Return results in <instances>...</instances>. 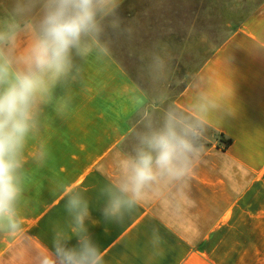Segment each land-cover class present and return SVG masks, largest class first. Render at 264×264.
Instances as JSON below:
<instances>
[{
  "label": "crops",
  "instance_id": "obj_1",
  "mask_svg": "<svg viewBox=\"0 0 264 264\" xmlns=\"http://www.w3.org/2000/svg\"><path fill=\"white\" fill-rule=\"evenodd\" d=\"M47 3L0 0V31L16 25L0 44L13 71L28 69ZM243 3L103 6L91 50L73 51L71 73L35 104L17 170L18 226L0 223V264L55 261L57 247L79 250L83 239L96 248L98 264H264V0H250L244 20L228 21ZM212 12L225 15L221 23H212ZM105 28L154 29L153 57L127 49L124 38L112 40L123 46L114 50ZM168 46L176 51H163ZM195 46H202V62L181 88L173 90L146 64L177 62L178 47L184 59ZM166 124L192 145L183 171L158 174L130 205L105 215L114 197L131 198L120 192L122 161L135 157L141 135ZM222 136L232 141L228 148ZM73 197L81 200L79 211L86 208L82 225L69 209Z\"/></svg>",
  "mask_w": 264,
  "mask_h": 264
},
{
  "label": "clouds",
  "instance_id": "obj_2",
  "mask_svg": "<svg viewBox=\"0 0 264 264\" xmlns=\"http://www.w3.org/2000/svg\"><path fill=\"white\" fill-rule=\"evenodd\" d=\"M111 0H48L40 25V35L32 45L28 69L12 70L11 61L0 52V223L7 221L15 228V202L20 192L17 170L25 137L33 126L34 107L38 98L50 95L56 83L68 77L73 68L72 53L87 55L89 39L99 32L97 15ZM16 25L0 31V44L12 38ZM134 158L122 161L125 173L120 192L130 199L114 197L105 215H116L122 205L139 198L142 189L158 174L178 175L192 145L171 124L159 131L143 134ZM81 200H69V209L78 211L77 222L83 224L86 208ZM96 248L87 240L80 241L79 250L57 247L56 260L44 264H98Z\"/></svg>",
  "mask_w": 264,
  "mask_h": 264
},
{
  "label": "rangeland",
  "instance_id": "obj_3",
  "mask_svg": "<svg viewBox=\"0 0 264 264\" xmlns=\"http://www.w3.org/2000/svg\"><path fill=\"white\" fill-rule=\"evenodd\" d=\"M243 11L242 13H227L226 14V18L228 21H238V20H244L250 13V0H243ZM225 15L222 13H214L212 12L211 14V20L212 23H221V21L223 20V17ZM121 23V22H120ZM119 23V25H120ZM161 31V30H159ZM163 31V40L165 41V39H167L169 37V30H162ZM168 32V33H167ZM180 32H182V30H180ZM114 33V34H113ZM125 33V37L124 34ZM168 35H167V34ZM109 34V36H108ZM146 34V35H144ZM213 34V32H212ZM155 35V30L154 29H143V28H134V29H115V30H109L107 28H105V30L102 33V36L104 37L105 41H110L111 39V43H109L108 45H110L111 48H113L114 50H123V46L120 43H112V40H118V38L120 39L119 42H121V40H123L122 38H124V41L126 42V48L127 49H132V50H137L138 48H142V51L147 53V54H151L153 57V54L155 52L154 49V39L153 38ZM160 35V34H159ZM217 35V34H215ZM114 38H113V37ZM144 36H147L146 40H144ZM153 36V37H150ZM219 36V35H218ZM112 37V38H109ZM152 38V40L150 41V39ZM168 40V39H167ZM153 42V43H152ZM164 48L166 47L165 45L163 46ZM217 46L212 45L211 46V51L213 52L214 49ZM171 50L173 52L176 51L175 47L168 46V49L163 50L166 52L171 53ZM181 53H182V47H178V56H179V61L177 62H159V61H155L153 59H149L147 63H149L150 67L152 68H157L159 69V71H157V76L159 77H165L163 80H167L168 84L172 85L173 90L177 89V88H181L184 85V81L185 78L188 77V75L193 71L196 70L199 65L201 64L202 60V56H203V50H202V46H195V54H188L184 56V59H181ZM151 60V61H150ZM165 83H167L166 81H164Z\"/></svg>",
  "mask_w": 264,
  "mask_h": 264
},
{
  "label": "trees",
  "instance_id": "obj_4",
  "mask_svg": "<svg viewBox=\"0 0 264 264\" xmlns=\"http://www.w3.org/2000/svg\"><path fill=\"white\" fill-rule=\"evenodd\" d=\"M220 140L223 145V148H228L232 143L231 140H225L223 136L220 138ZM195 144H202V142L195 141Z\"/></svg>",
  "mask_w": 264,
  "mask_h": 264
}]
</instances>
